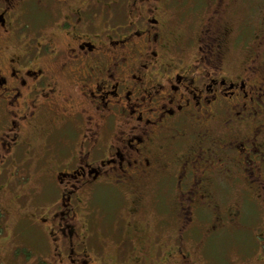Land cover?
<instances>
[{"label": "flooded vegetation", "instance_id": "1", "mask_svg": "<svg viewBox=\"0 0 264 264\" xmlns=\"http://www.w3.org/2000/svg\"><path fill=\"white\" fill-rule=\"evenodd\" d=\"M240 1L0 0V264H198L264 221V16L243 48Z\"/></svg>", "mask_w": 264, "mask_h": 264}, {"label": "rangeland", "instance_id": "2", "mask_svg": "<svg viewBox=\"0 0 264 264\" xmlns=\"http://www.w3.org/2000/svg\"><path fill=\"white\" fill-rule=\"evenodd\" d=\"M255 2V4L253 3ZM251 3L250 0H241L237 3V18L242 23L241 33L243 37L242 47L246 45L245 39L247 33L246 25L255 21H260L264 16V0H256ZM255 13V14H254ZM256 15V16H255ZM256 17V18H254ZM248 30V29H247ZM250 41V40H249ZM103 213L109 210L112 212L120 207V200L116 196H109L97 201ZM150 208V207H149ZM100 215V214H99ZM97 223L100 222V216H97ZM243 219L247 221L243 226L238 227L235 232H227L219 239L214 238L209 247V252L203 254V250L194 247L193 252L198 264H264V221L258 211H244ZM101 224L98 225L100 227ZM33 229L30 231L32 232ZM2 233V232H1ZM219 239V240H218ZM121 239H112V243H120ZM28 253L18 249L6 264H38L36 259L39 252L32 244ZM201 247V245H200ZM160 258L157 262H160Z\"/></svg>", "mask_w": 264, "mask_h": 264}]
</instances>
